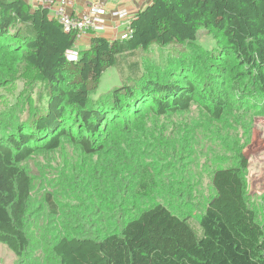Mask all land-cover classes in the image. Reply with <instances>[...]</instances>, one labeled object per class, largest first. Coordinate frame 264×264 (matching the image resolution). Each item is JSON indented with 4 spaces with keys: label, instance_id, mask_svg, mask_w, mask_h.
Returning a JSON list of instances; mask_svg holds the SVG:
<instances>
[{
    "label": "trees",
    "instance_id": "trees-1",
    "mask_svg": "<svg viewBox=\"0 0 264 264\" xmlns=\"http://www.w3.org/2000/svg\"><path fill=\"white\" fill-rule=\"evenodd\" d=\"M131 29L126 40L93 37L69 62L76 33L64 32L46 8L0 0V86L41 79L47 97L46 106L28 109L26 120L15 110L0 116L19 118L0 121V244L21 263L31 261L33 223L45 216L63 234L43 232L52 264H264V221L247 196L246 144L229 148L235 165L212 172L213 193L198 225L173 212L170 202L149 203L155 193L181 200L182 191L164 183L166 171H150L143 157L148 141L161 138L148 122L193 104L216 123L235 109L264 114V0H153L132 18ZM201 31L213 36L215 48L197 42ZM153 46L174 47L163 69L146 64ZM110 68L123 84L94 98ZM64 142L101 162L91 171L79 168L80 176L40 202L29 162ZM63 195L79 203L71 208ZM130 197L148 201L136 207ZM113 201L109 231H89L88 224H102L99 209ZM68 209L78 212L73 222Z\"/></svg>",
    "mask_w": 264,
    "mask_h": 264
},
{
    "label": "rangeland",
    "instance_id": "rangeland-1",
    "mask_svg": "<svg viewBox=\"0 0 264 264\" xmlns=\"http://www.w3.org/2000/svg\"><path fill=\"white\" fill-rule=\"evenodd\" d=\"M152 4V2H150ZM149 4V5H150ZM97 7V6H93ZM122 11V10H120ZM85 13L82 16H85ZM73 17V16H72ZM132 18L129 16L130 22L121 21L124 27L131 28ZM132 31V29H131ZM132 33V32H131ZM93 37L101 36L96 32L88 33ZM114 40H126L120 38ZM85 37V36H84ZM83 38L80 39V42ZM197 42L205 49H213L216 46V41L213 36L201 31L198 35ZM81 44V43H80ZM76 38V48L80 56V47ZM85 49V48H84ZM143 54L140 52L139 57ZM175 55L174 47L161 48L153 46L147 54H144L146 64H149L152 69H163ZM79 59V58H78ZM123 78L117 68H110L105 71L101 77L99 89L93 95L94 98L102 96L123 84ZM46 86L41 79H34L31 83L23 79L17 80L15 83H3L0 86V116L6 115L15 110L17 117L26 120L28 118L29 108H40L46 106ZM241 109H235L230 112L232 116H227L223 123H216L211 120L208 115L197 104H193L186 112L174 113L166 117L154 118L149 121V126L154 132L160 133L161 138L157 140L152 138L148 141L147 152H145L144 162L151 163L150 171H166L162 174L165 184H171L177 193L181 192V200L174 195L165 200L155 193L151 197L149 203L170 202V208L178 215H184L189 218L193 224L199 223L202 211L205 210L208 201L213 193L212 187V172L217 167H226L235 165V154L230 152L229 148L234 146L247 145L246 155L250 159L248 168V189L247 196L249 203L258 214L259 220L264 221V114L255 115L253 112H245ZM16 115L13 117L2 118L6 125L14 124L19 119ZM21 120V119H20ZM249 123V129H244L243 124ZM248 132V136L244 133ZM250 136L249 143L247 138ZM241 139V140H240ZM240 141V142H239ZM248 143V144H247ZM101 158L98 156L91 158H83L81 152L70 142H64L62 147L51 152H39L29 163L30 167L35 170V175L39 177V187L35 191L36 200L40 201L45 192H55L61 187V182L80 176L79 168H84L91 171L90 167L100 163ZM165 176H169L170 178ZM69 181V180H68ZM181 184L184 188H181ZM41 187V190L39 189ZM159 188L160 186L157 185ZM176 187V188H175ZM64 195L60 201L64 200L74 207L79 202L78 200L66 198ZM136 207H140L148 200L133 199ZM41 202V201H40ZM113 204H105L104 212L99 209V218L102 224L92 222L88 224L87 229L94 232L95 228L103 227V230L108 232L110 221L106 217L110 216ZM123 204H127L123 202ZM144 206V205H143ZM66 210L70 222L78 215V212ZM69 211V212H68ZM92 210L95 217L96 213ZM87 215L84 211V216ZM90 218L91 216L87 217ZM34 224L33 240L34 249L32 250V260L29 259L21 263L20 259L5 245L0 244V264H52L47 258L44 250L46 244L41 243L43 232L48 227L49 233L57 235L60 233V227L52 222L48 225L45 216H40ZM57 225V226H56ZM84 226L80 227L83 229ZM103 230L101 232H103ZM85 232V231H84ZM87 233V231L85 232ZM60 233L57 236H62Z\"/></svg>",
    "mask_w": 264,
    "mask_h": 264
},
{
    "label": "built area",
    "instance_id": "built-area-1",
    "mask_svg": "<svg viewBox=\"0 0 264 264\" xmlns=\"http://www.w3.org/2000/svg\"><path fill=\"white\" fill-rule=\"evenodd\" d=\"M34 6H40L49 10L51 17L57 19L62 25L64 32L76 33L77 42H80L84 36L89 32H96L102 35L106 31V21L104 19L105 12L99 7H91L88 14L85 16H70L65 11L66 0H61V6L54 8L55 3L53 0H26ZM152 2L153 0H147ZM114 16L123 22H130L129 15L125 10L117 11ZM131 28L125 27V31L120 38L126 39L131 34ZM119 38V37H118ZM77 48L68 50L66 53V59L69 62H76L79 58Z\"/></svg>",
    "mask_w": 264,
    "mask_h": 264
},
{
    "label": "crops",
    "instance_id": "crops-1",
    "mask_svg": "<svg viewBox=\"0 0 264 264\" xmlns=\"http://www.w3.org/2000/svg\"><path fill=\"white\" fill-rule=\"evenodd\" d=\"M54 8L61 6V0H53ZM150 2L147 0H66L64 5L65 11L70 16H81L88 13L90 8L97 6L105 12L104 19L106 21V31L101 36L109 40L117 39L124 33L125 27L121 24L114 13L120 10H125L131 18H134L138 12L149 6ZM92 36L86 35L83 41L79 42L82 49H86Z\"/></svg>",
    "mask_w": 264,
    "mask_h": 264
}]
</instances>
